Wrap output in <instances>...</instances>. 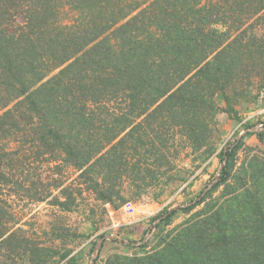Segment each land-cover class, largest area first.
<instances>
[{
  "label": "trees",
  "instance_id": "16d2710c",
  "mask_svg": "<svg viewBox=\"0 0 264 264\" xmlns=\"http://www.w3.org/2000/svg\"><path fill=\"white\" fill-rule=\"evenodd\" d=\"M262 12L264 0H0V246L28 242L13 230L10 197L44 202L63 187L53 177L46 189L44 164L74 168L110 202L124 179L147 189L173 172L184 143L206 140L215 96L264 76V36L246 28ZM240 144L222 152L205 198L153 229L228 184ZM245 179L161 249L107 264H264V194Z\"/></svg>",
  "mask_w": 264,
  "mask_h": 264
},
{
  "label": "rangeland",
  "instance_id": "374dc122",
  "mask_svg": "<svg viewBox=\"0 0 264 264\" xmlns=\"http://www.w3.org/2000/svg\"><path fill=\"white\" fill-rule=\"evenodd\" d=\"M246 28L249 35L263 37L264 12ZM251 82L215 96L219 111L211 119L206 140L202 139L198 148L184 143L173 172L159 177L147 189L124 179L122 199L102 201L80 185L74 168L44 164L41 174L46 189L49 180L59 178L72 197L60 194L63 187L55 189L54 197L44 202L10 197L13 230L28 242L16 249L0 246V264H107L121 258L131 260L161 249L163 246L157 248L160 238L199 217L209 203L235 195H229L230 189L241 188V180L246 177L251 181L249 192L264 194V76H254ZM238 140L241 144L231 161L229 183L213 190L193 211L179 212L168 225L153 229L166 211L196 201L211 183H217L221 154Z\"/></svg>",
  "mask_w": 264,
  "mask_h": 264
},
{
  "label": "water",
  "instance_id": "95a60500",
  "mask_svg": "<svg viewBox=\"0 0 264 264\" xmlns=\"http://www.w3.org/2000/svg\"><path fill=\"white\" fill-rule=\"evenodd\" d=\"M215 184H216L215 182L211 183L210 186L205 190V192H203L202 196H200V198L203 197L207 192H209V190H211L215 186ZM160 221H161V218L158 220V222ZM149 234H150V229L147 232V235Z\"/></svg>",
  "mask_w": 264,
  "mask_h": 264
},
{
  "label": "built area",
  "instance_id": "2783aa9c",
  "mask_svg": "<svg viewBox=\"0 0 264 264\" xmlns=\"http://www.w3.org/2000/svg\"><path fill=\"white\" fill-rule=\"evenodd\" d=\"M111 215H113V212H111Z\"/></svg>",
  "mask_w": 264,
  "mask_h": 264
}]
</instances>
